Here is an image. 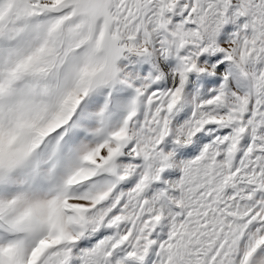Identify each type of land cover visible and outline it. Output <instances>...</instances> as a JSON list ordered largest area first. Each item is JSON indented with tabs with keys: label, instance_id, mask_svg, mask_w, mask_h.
<instances>
[{
	"label": "snow or ice",
	"instance_id": "obj_1",
	"mask_svg": "<svg viewBox=\"0 0 264 264\" xmlns=\"http://www.w3.org/2000/svg\"><path fill=\"white\" fill-rule=\"evenodd\" d=\"M0 264H264V0H0Z\"/></svg>",
	"mask_w": 264,
	"mask_h": 264
}]
</instances>
